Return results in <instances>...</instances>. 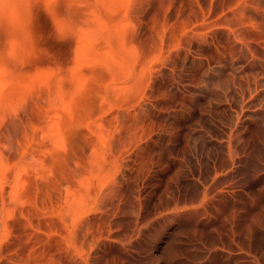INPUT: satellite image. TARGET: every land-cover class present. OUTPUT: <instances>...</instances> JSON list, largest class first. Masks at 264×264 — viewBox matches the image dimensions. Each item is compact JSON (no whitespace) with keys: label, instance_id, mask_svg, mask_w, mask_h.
I'll list each match as a JSON object with an SVG mask.
<instances>
[{"label":"bare ground","instance_id":"obj_1","mask_svg":"<svg viewBox=\"0 0 264 264\" xmlns=\"http://www.w3.org/2000/svg\"><path fill=\"white\" fill-rule=\"evenodd\" d=\"M88 4L0 0V264H264V0Z\"/></svg>","mask_w":264,"mask_h":264},{"label":"rangeland","instance_id":"obj_2","mask_svg":"<svg viewBox=\"0 0 264 264\" xmlns=\"http://www.w3.org/2000/svg\"><path fill=\"white\" fill-rule=\"evenodd\" d=\"M66 1V2H65ZM70 1V2H69ZM64 0V2L62 3V0H58V3H60L61 4V8L63 9V10H67L68 11V13L72 10H75V9H80V7H82V5H84L82 8H86L89 4V0L87 1H83V0ZM82 1V2H81ZM64 3H69V5L71 6H68L67 4H64ZM71 3V4H70ZM81 5H80V4ZM63 4H64V6H63ZM88 4V5H87ZM65 5H67L68 7H70L69 9H67L66 7H65ZM78 6H80V7H78ZM65 7V8H64ZM81 8V9H82ZM70 10V11H69ZM73 30H74V32H73ZM70 29V31H71V33L69 32V28L67 27V29L65 30V31H59V32H62V34H64V35H62L61 33H57V34H59L57 37H56V39L57 40H55L56 42L58 41V43H57V46L58 47H60L61 45L64 47L65 46V44L67 45V43L70 41V40H72V39H77V37H78V32H75V29ZM77 31V30H76ZM68 33V35H66L67 33ZM73 33V34H72ZM74 33H77V34H74ZM61 35V36H60ZM71 35V36H70ZM66 36H69L70 37V40H69V38L67 37V40H65V38H66ZM73 37V38H72ZM75 37V38H74ZM97 37V40H98V43L100 44V46L102 47L103 46V34L102 35H98V36H96ZM99 37V38H98ZM63 38H64V40H63ZM72 38V39H71ZM69 40V41H68ZM65 41H68L67 43H65L64 44V42ZM60 46H59V45ZM61 46V47H62ZM93 56H95V55H88V56H86L84 59V61H83V65L81 66V68L89 75V76H91L92 74H94L95 76L96 75H103V69H101L102 68V65H103V60L101 61L100 60V58L98 59V57H93ZM90 57V58H89ZM89 60V61H88ZM94 67V68H93ZM87 70V71H86ZM92 70H93V72H92ZM90 73V74H89ZM94 75H92V76H94ZM255 138V137H254ZM169 234V232H163L162 234H160L161 235V237H160V235L159 236H157V237H159V238H155L154 239V241L152 240V243L153 244H151L152 246H153V248H152V246H148L147 247V244H146V241L144 242L143 240H141L140 242H142V243H137L134 247H132V248H130L129 247V253H131L130 255L129 254H127V256L125 257V259L127 258V257H129V258H127L126 259V261H128V262H130V264H134V262L136 263V264H140L142 261H144L143 263L144 264H147V262L149 263V264H165V262H164V256L167 254V251L169 250V244H167V243H169L171 240H169V239H171V237H170V235H168ZM182 237V236H181ZM181 237H178V238H174V240H176L177 241V243H179L178 244V246H180L181 248L183 247V249H186V247H187V245H186V239H182ZM159 239V241H157ZM168 240V241H167ZM155 241H157V242H155ZM183 242V244H182V242ZM142 244V245H141ZM144 244H146V245H144ZM181 244H182V246H181ZM156 245V246H155ZM155 246V247H154ZM186 246V247H185ZM136 247V248H135ZM158 247V248H157ZM167 247V248H166ZM133 248H134V250H133ZM139 248V249H138ZM144 248V252H147V253H144L143 252V250L142 249ZM149 250V252L147 251V250ZM154 250V251H152V250ZM180 248L178 247V250H179ZM183 249H180L179 251H184V252H179L178 253V257H179V255H180V257H179V260H182V259H186V258H188V256H189V252H188V255H186L187 253H185V250H183ZM138 250L140 251V252H138ZM151 250V251H150ZM135 252V253H134ZM141 252H143V253H141ZM152 252H153V255H155V258L153 257V256H151L152 255ZM150 253V254H149ZM139 254H142L143 255V257H142V259H141V255H139ZM159 254V256H157ZM162 254V255H161ZM126 255V254H125ZM150 255V256H149ZM182 255V256H181ZM131 256H132V258H133V256H134V258L133 259H131ZM147 256V257H146ZM186 256V257H185ZM148 259V260H143V259ZM150 257V258H149ZM183 257H185V258H183ZM151 258H154V259H151ZM156 258H159L158 260L156 259ZM135 259V260H134ZM137 259V260H136ZM152 261H150V260ZM133 262H132V261ZM155 260H156V262H155ZM141 261V262H140ZM150 261V262H149ZM158 261V262H157ZM160 261V262H159ZM132 262V263H131ZM137 262H139V263H137ZM146 262V263H145ZM143 263H141V264H143Z\"/></svg>","mask_w":264,"mask_h":264}]
</instances>
